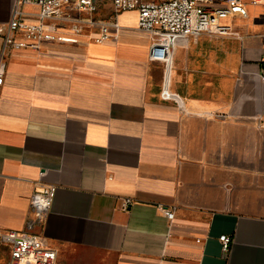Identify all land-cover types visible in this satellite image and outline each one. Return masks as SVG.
Here are the masks:
<instances>
[{"label": "crops", "instance_id": "0c3cea01", "mask_svg": "<svg viewBox=\"0 0 264 264\" xmlns=\"http://www.w3.org/2000/svg\"><path fill=\"white\" fill-rule=\"evenodd\" d=\"M246 8L229 34L172 49L124 11L116 37L63 31L7 54L0 228L24 230L32 194L54 184L35 230L56 264H264V1Z\"/></svg>", "mask_w": 264, "mask_h": 264}, {"label": "built area", "instance_id": "2783aa9c", "mask_svg": "<svg viewBox=\"0 0 264 264\" xmlns=\"http://www.w3.org/2000/svg\"><path fill=\"white\" fill-rule=\"evenodd\" d=\"M108 0H13L10 17L0 23L3 47L0 53V86L4 83L2 61L16 50L39 51L45 44L65 41L63 31L80 34L98 29L95 40L116 37L121 26L118 15L124 11L137 12V29L151 33L172 49L190 36L203 33L227 35L232 29L228 20L236 14L247 17L246 5H257L264 0H109L110 11L105 13ZM37 6L36 11L25 10V5ZM257 77L264 82V66ZM163 96L170 97L168 91ZM43 174V172H41ZM56 185L47 184L37 189L30 198L27 230L0 228L1 264H56L57 250L45 242L35 230L50 209ZM130 200H126L127 207ZM168 219L174 210L160 206ZM227 254L232 239L219 237Z\"/></svg>", "mask_w": 264, "mask_h": 264}, {"label": "rangeland", "instance_id": "374dc122", "mask_svg": "<svg viewBox=\"0 0 264 264\" xmlns=\"http://www.w3.org/2000/svg\"><path fill=\"white\" fill-rule=\"evenodd\" d=\"M27 221V220H26ZM24 230H27V223H25V228H24ZM1 264V263H0Z\"/></svg>", "mask_w": 264, "mask_h": 264}]
</instances>
